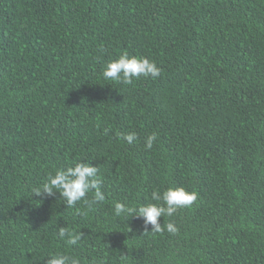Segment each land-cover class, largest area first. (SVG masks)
I'll return each instance as SVG.
<instances>
[{
    "label": "trees",
    "instance_id": "trees-1",
    "mask_svg": "<svg viewBox=\"0 0 264 264\" xmlns=\"http://www.w3.org/2000/svg\"><path fill=\"white\" fill-rule=\"evenodd\" d=\"M124 52L160 76L105 81ZM76 162L99 168L103 202L33 193ZM169 187L197 199L161 216L160 233L114 213ZM56 252L80 264H264V0H0V264Z\"/></svg>",
    "mask_w": 264,
    "mask_h": 264
},
{
    "label": "clouds",
    "instance_id": "clouds-1",
    "mask_svg": "<svg viewBox=\"0 0 264 264\" xmlns=\"http://www.w3.org/2000/svg\"><path fill=\"white\" fill-rule=\"evenodd\" d=\"M160 74L161 69L154 61L144 57L131 56L128 52L122 53L116 60L107 62L102 72L105 81L123 85H131L135 79L140 77L156 79ZM121 138L128 144H132L137 137L136 133L132 132L123 135ZM155 140V133L147 136L145 147L151 149ZM100 184L98 167L91 166L88 163L76 162L72 166L58 168L33 193L36 196H51L54 190L58 191L66 200L67 205L72 207L86 198L89 193H92L93 202H103L105 197L100 191ZM151 198L158 203L139 206L138 211L137 208L116 202L114 213L117 216H124L136 212L138 216L144 218L145 225L151 224L153 226L154 233H160L164 228L159 223V218L164 215L172 217L180 209L190 207L196 201L197 193L186 191L182 187H169L162 193L154 191ZM166 230L172 234L178 231L177 227L171 222L166 225ZM59 235L67 245L76 244L79 239L74 231L64 228L59 230ZM46 264H80V261L78 258L56 252L49 254Z\"/></svg>",
    "mask_w": 264,
    "mask_h": 264
}]
</instances>
